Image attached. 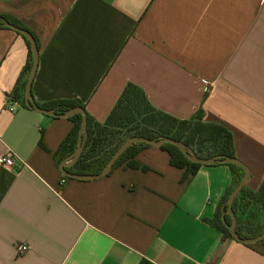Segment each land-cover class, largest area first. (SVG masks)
Instances as JSON below:
<instances>
[{"label":"crops","instance_id":"0c3cea01","mask_svg":"<svg viewBox=\"0 0 264 264\" xmlns=\"http://www.w3.org/2000/svg\"><path fill=\"white\" fill-rule=\"evenodd\" d=\"M0 17L38 40L39 106L75 101L102 124L132 83L178 120L202 111L227 128L250 170L245 188L261 187L264 0H0ZM28 63L26 38L0 28V157L14 155L0 165V264H264V240L243 244L215 226L228 164L192 173L150 146L105 177L64 176L55 154L72 121L13 99ZM236 218L261 224L264 214Z\"/></svg>","mask_w":264,"mask_h":264},{"label":"trees","instance_id":"16d2710c","mask_svg":"<svg viewBox=\"0 0 264 264\" xmlns=\"http://www.w3.org/2000/svg\"><path fill=\"white\" fill-rule=\"evenodd\" d=\"M2 18L26 29L24 26L20 25L19 22L11 18ZM0 28H5L1 21ZM32 35L34 36L39 49L38 40L34 34ZM26 41L29 47V63L21 80L18 82L13 95V99L21 102L24 107H26L24 90L33 61L30 44L27 39ZM74 107H82L85 109L83 104L71 100L54 101L51 102L47 108H42L54 109L56 113L62 114ZM86 118V143L79 160L75 165L68 169V171L72 173H100L120 145L126 139L133 136H141L157 140L169 137L186 144L201 158H211L214 156L236 158L232 133L223 125L204 122L202 111H199L192 119L178 120L153 107L148 101L145 93L132 83L125 86L122 94L104 123L100 124L94 122L87 113ZM69 119L73 123V128L63 140L55 154L56 163L58 165L64 159L69 157L77 146L82 116L77 114ZM146 147L150 146L147 144H135L128 148L127 151L117 160L114 168L122 164L125 160L133 157L138 150ZM160 148L170 155L171 164L175 167H187L190 172L194 173L202 166L189 161L188 158L174 145L166 143ZM228 165L234 170V179L231 187L224 196L221 205L227 201L230 193L244 176V172L240 167L233 164ZM129 166L139 167L138 163L134 161L129 162ZM143 169L146 170V168ZM248 207L258 208L264 214V180L257 192L249 191L244 187L234 201L233 211L236 215L239 209L245 212ZM225 219L227 223H231L229 215H226ZM215 226L225 237L233 239L228 227L221 218V213L218 215ZM236 231L241 238L256 237L264 232V221L261 224H254V222H250L249 220L241 222L237 219Z\"/></svg>","mask_w":264,"mask_h":264},{"label":"water","instance_id":"95a60500","mask_svg":"<svg viewBox=\"0 0 264 264\" xmlns=\"http://www.w3.org/2000/svg\"><path fill=\"white\" fill-rule=\"evenodd\" d=\"M0 21L4 27H7L19 33L20 35L24 36L30 44V50H31L33 61H32V66L30 68V71L27 77L25 90H24V100H25L26 106L36 112L43 113L45 115L53 116V117L70 118L77 114H80L82 116L81 128L78 134V141H77L76 149L69 157L64 159L59 164V170L64 176L70 179L79 180V181H92L95 179H99V178L109 175L110 172L113 170L114 165L117 162V160L127 151L128 148L132 147L133 145L147 144L151 147H161L164 144L168 143V144H171L177 147L192 163H196L200 165H214L217 163L233 164L237 167H240L243 170L244 172L243 178L241 179L239 184L233 189V191L230 193L227 201L224 204L222 220L225 223V225L228 227L232 238L240 243L254 244V243H258L264 240V232L256 237L241 238L236 231L237 218H236L235 212L233 211V204L238 194L245 187L249 179V176H250L249 168L237 158H232L228 156H214L211 158H201L186 144L180 141L174 140L172 138H169V137H165V138L157 140V139H149V138L141 137V136H133V137L126 139L120 145V147L111 156V158L109 159L107 164L103 167L100 173L98 174H76V173H72L68 171V169L71 168L73 165H75L76 162L79 160L82 154V151L84 149L85 143H86V138H87L86 111L82 107H74L72 109L67 110L66 112L62 114H58L56 113L54 109L42 108L34 101L33 96H32V84H33L34 77L36 75V72L38 69V63H39V49H38L36 40L34 36L28 30L21 28L2 17H0ZM226 215L230 216L231 223L226 222V219H225Z\"/></svg>","mask_w":264,"mask_h":264},{"label":"built area","instance_id":"2783aa9c","mask_svg":"<svg viewBox=\"0 0 264 264\" xmlns=\"http://www.w3.org/2000/svg\"><path fill=\"white\" fill-rule=\"evenodd\" d=\"M0 165L9 166V167L14 166V155H13V153L10 152L5 156H1L0 157ZM19 250H20V252H25V251H28V247L25 245H21V246H19Z\"/></svg>","mask_w":264,"mask_h":264}]
</instances>
